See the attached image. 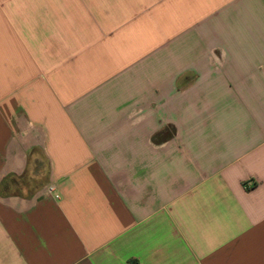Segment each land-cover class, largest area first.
Here are the masks:
<instances>
[{
	"label": "crops",
	"instance_id": "0c3cea01",
	"mask_svg": "<svg viewBox=\"0 0 264 264\" xmlns=\"http://www.w3.org/2000/svg\"><path fill=\"white\" fill-rule=\"evenodd\" d=\"M0 264H264V0H0Z\"/></svg>",
	"mask_w": 264,
	"mask_h": 264
}]
</instances>
